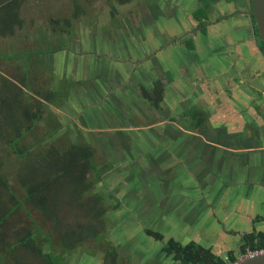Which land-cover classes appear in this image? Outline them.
Instances as JSON below:
<instances>
[{
	"label": "rangeland",
	"instance_id": "rangeland-1",
	"mask_svg": "<svg viewBox=\"0 0 264 264\" xmlns=\"http://www.w3.org/2000/svg\"><path fill=\"white\" fill-rule=\"evenodd\" d=\"M236 1L234 8H230L226 0L216 1L211 11L209 9V17L216 21L228 11L241 12L244 8L240 10L241 4L239 0ZM23 2V27L10 36L0 34V71L16 81L26 77V90L38 97L54 87L59 89V93L57 97H52L53 102H46L43 107L44 119L38 122L34 131L28 133L19 145L23 147L40 141L43 147L55 143L64 148L74 140L88 141L94 147V159L100 166L99 170L105 171L102 181L96 182L93 191L103 192L107 197L106 231L99 240L90 238L78 250L67 253L64 256L67 264H110L112 255L108 256L107 252L114 250L118 253L115 264H173V258L162 250L163 241L142 231V225L151 226L149 221L135 216L124 207L132 199L168 200L183 196L184 209L187 210L185 220L181 224L163 223L164 229L166 224L172 227L174 224L179 227L183 224L186 226H182L183 240H195L212 246L223 255L229 249L239 250L241 233L253 228L264 230V219L260 222L251 220L264 213V147L248 152L247 157L235 158L240 161L245 158L249 163L245 172L235 169L215 173L217 166L222 167L224 163L232 161V152L222 149L223 154L217 164L215 157H212L211 163L207 157H202L203 165L207 163L210 167H215L214 172L192 173L187 161L176 159L173 168L158 172L161 167L157 165V168L151 170H157L156 174H146L144 169L138 172L139 168L126 167L132 160L141 166H151L152 157L148 153H139L133 159L128 154L129 151H125L117 159L107 152L104 135H109L110 132L102 129L106 128L107 123H102L100 118L101 111L105 110L119 116L120 120L116 119L115 124H111L117 126L111 133H122L119 128L129 129L126 126L132 127L129 130L133 134L164 132V119L168 116L163 110H166V105L176 106V111L179 110L180 103L172 102L178 99L181 101L183 92H197L202 82L226 71L232 59L234 66H237L235 62L239 60V54L236 44L240 41L245 43L241 36H246L250 30L248 24L244 27V20L237 18L240 15L232 14L228 18L224 15L215 22L216 27L213 26L214 23H210L207 32L199 33L207 42L201 40L197 48L190 49L185 39L194 36L192 33L199 29L189 33L185 31L199 26L192 14L197 6L196 0ZM77 11L80 13L75 16ZM65 18L70 19V22L67 23ZM242 42L241 51L245 48ZM229 43L232 49L226 51ZM29 60L30 66L26 65ZM183 69L186 74L181 76ZM228 75L229 73H224L219 81H212L217 85L221 84L215 86V90L225 86L224 81ZM179 77L180 80L175 79ZM156 79H161L168 88L172 83L179 87L181 82L185 83L182 92L174 91L172 99L167 89L164 107L162 104L159 107L161 110H156L149 100H145L139 88L142 84L154 86ZM124 91L130 97L122 94ZM138 94L142 101H139ZM122 97H126L125 103ZM181 105L185 106L183 101ZM260 106L261 104L257 105ZM188 109L191 114L203 111V120L192 117L189 120L192 130H200V123L206 122L208 108L202 104H193ZM251 124V130L248 127L244 129L246 134L253 132L250 143L255 139L264 146V136L260 139V129L254 122ZM232 137L229 142L231 146L235 140L242 139L239 135ZM108 142L120 145L116 140ZM117 149L124 151L122 146ZM159 154L160 152L156 156ZM0 159L3 161L2 171L8 176L14 190L23 198L24 189L16 177L19 158L2 142ZM165 159V156H160L155 163L166 162ZM118 160L121 162L120 168L113 167ZM108 167L114 169L107 171ZM24 203L25 207L20 210L15 221L17 227L30 226L34 222L42 223L40 213L26 201ZM70 204L76 209L77 203L74 200ZM119 209L122 210L119 212ZM43 227L48 228L47 225ZM142 234L150 241V249L154 253L129 254L128 246L123 245L140 246L139 243L144 242ZM244 256L245 254L239 255L238 260Z\"/></svg>",
	"mask_w": 264,
	"mask_h": 264
},
{
	"label": "trees",
	"instance_id": "trees-1",
	"mask_svg": "<svg viewBox=\"0 0 264 264\" xmlns=\"http://www.w3.org/2000/svg\"><path fill=\"white\" fill-rule=\"evenodd\" d=\"M210 1L202 0L203 5L194 11L203 31L207 29L205 19ZM22 6L23 0H0L2 36L13 35L23 27ZM79 13L75 12V16ZM65 20L70 22L68 18ZM253 23L256 29L254 16ZM256 33L259 36L257 29ZM258 41L264 52L259 37ZM187 43L189 48L195 47L191 39ZM30 64V60L26 62V65ZM26 87V77L16 81L0 71V142L19 158L16 177L25 193L21 198L14 190L2 171L3 161L0 159V264H67L64 260L67 253L78 250L90 238L99 240L106 231L107 197L103 192L93 191L105 171L99 170L94 147L89 142L74 140L64 148L55 143L43 147L40 141L23 147L19 145L44 119L46 102H51L59 93L54 87L38 97ZM141 87L143 97L159 108L163 100V81L156 79L152 88L143 84ZM73 200L77 203L76 209L70 204ZM24 201L40 213L42 223L17 227L15 221L25 207ZM263 219L264 216L258 215L254 221ZM145 232L163 241L162 250L173 258L174 264H231L249 250L264 249V230L258 228L241 233L239 250L229 249L225 255L195 240L183 243L174 237L166 239L162 232L150 227H146ZM117 254L116 250L107 252L112 264L116 262Z\"/></svg>",
	"mask_w": 264,
	"mask_h": 264
},
{
	"label": "crops",
	"instance_id": "crops-1",
	"mask_svg": "<svg viewBox=\"0 0 264 264\" xmlns=\"http://www.w3.org/2000/svg\"><path fill=\"white\" fill-rule=\"evenodd\" d=\"M220 1L225 0H219V2ZM234 1L236 0L226 2L229 4L230 8H234ZM242 1L243 4L240 5V9L245 8L248 4V1ZM232 14H236V16L240 15L237 16V18L244 20V27L247 26L246 24L250 27V30L247 33L248 36L247 34L246 36H241V38L245 40V43L240 41L236 44V50L239 54V60L235 62L237 66H234L232 59L226 71H223L214 77H210L211 79H208L204 83L202 82V84L199 85L197 92H183L181 101L177 100L172 102V104L180 103L179 110L176 111V106L171 107L166 105L165 108H168V114L166 113V115L168 116L164 119V132L133 134V132H131L132 130H129L132 127L126 126L129 129L119 128L122 130V133H111L112 130L117 128V126L111 124H115L114 120H120V118L115 113L110 114L106 110L101 111V122L107 123L105 124L106 128L104 127L102 129L110 132L109 135H104V141H107L106 150L108 153L117 159H119L125 151H129L128 154L133 159L142 152L148 153L150 157H152L151 166H141L135 160H132L126 168H139L138 172H141V169H144L143 171L146 174H156L157 170H154L153 172H151V170L155 167L157 168V165L161 167V170L158 172H163L171 167L173 168L172 165L175 163V160L180 159L187 161L190 164L189 166L192 168V173L207 174L210 171L215 170V167H210L207 163L206 165H203L202 157H207V159L208 157H215V164H217L223 154L222 149H224L232 152V161L230 160V162L224 163L222 167L217 166L218 171L216 169L215 173H220L221 170L232 171L235 169L245 172L244 169L247 168L249 163L245 158H241L243 159L242 161L236 160L235 158L240 156L247 157L248 152L258 151L260 148L264 147L263 144H261V141H256L255 139L254 141H251V143L255 144H251L249 139L252 138L253 132L251 131L246 134L244 131L245 127H248V130H251L252 127H249V124L254 122L255 126L260 129V139L264 136V52L255 36L254 28L250 23L249 16L243 13V11L233 12ZM213 26L216 27V24L214 23ZM241 42L245 45V48L242 51L240 47ZM231 49V43L227 44L225 50L229 51ZM232 55L233 54H231V57ZM181 71V76L186 74V70L183 69ZM224 73H229L224 81L225 86H221L222 88L215 90L214 87L221 84L219 83L217 85L212 83V81H217ZM175 79L180 80V77ZM184 86V82H181V87L174 83H172L170 88L165 85L164 101L161 103L162 106L164 107L167 89L169 92L171 91L170 99H172L174 91L177 90L178 92H182L181 89H183ZM182 101L185 106L181 105ZM193 104H202L203 107L208 108L207 116L205 117L206 122L204 121L203 123H200V130H192L189 127V120L191 117H194V114H191L188 111V107ZM259 104H261V106L257 107ZM159 109L160 108H156V110ZM82 117H84V114H82ZM201 118L203 119L204 116L201 115ZM244 133L246 136H244ZM237 135L240 136L239 138H242L241 141L235 140L234 144L231 146L229 142L231 141V138H233L232 136ZM108 140H116L120 145H113V143L108 142ZM120 146L123 147L124 151L120 152V150L117 149ZM159 152V156H156ZM205 152L208 154H204ZM160 156H165L166 162L155 163V160ZM120 163V160H118L114 167L118 168ZM112 169L114 168L112 167ZM112 169L109 168L107 171ZM182 199H184L183 196L181 198H170L168 200H165L164 198H155L149 201L132 199L128 203H125L124 207L131 211L135 216L142 217L149 221L151 226H141V229L145 234V228L150 227L162 232L166 239L174 237L181 242L186 243L189 241L182 239L184 232L182 228H186L185 225L182 224L179 227L174 224V227H172L166 224L165 229L163 226V223L166 222H177V224H181L182 221L185 220L187 210L184 209V201ZM121 210L122 209H119L118 211L120 212ZM251 220L253 221V219ZM141 238L144 239V242L143 244L139 243L140 246L123 245L126 247L128 246L127 252L129 254L137 252L142 254L154 253L153 250L150 249L151 243L147 237L142 234ZM162 258L163 255H161V259ZM156 264L158 263L156 262Z\"/></svg>",
	"mask_w": 264,
	"mask_h": 264
},
{
	"label": "flooded vegetation",
	"instance_id": "flooded-vegetation-1",
	"mask_svg": "<svg viewBox=\"0 0 264 264\" xmlns=\"http://www.w3.org/2000/svg\"><path fill=\"white\" fill-rule=\"evenodd\" d=\"M199 1H201V4L199 3ZM216 1H219V0H211L210 1V3H209V7H208V16H207V18L205 19L206 20V27H207V29H206V31L205 32H207L208 31V28H209V25H210V23L211 24H213V23H215L216 21H219V20H221L223 17L222 16H224L225 15V17L226 18H228L229 16H232V13L233 12H239V11H228L227 13H223V15H221V16H219L217 19H216V21L215 20H212L210 17H209V9H210V11H211V9H212V6H214V4H215V2ZM227 2L228 1H230V0H226ZM195 3H197V6H196V8H195V10L196 9H198L200 6H202L203 4H202V0H196V2ZM239 4H243V1L242 0H239ZM194 10V11H195ZM241 10V9H240ZM194 11L192 12V14L194 15ZM243 11V13H245V14H247L248 16H249V19H250V23L252 24V26H253V28H254V32H255V36H256V38L258 39V37L260 38V36H258V34L256 33V29H257V25H256V29H255V27H254V23H253V13H252V1L251 0H249L248 1V6H246L245 8H244V10H241V12ZM154 12V11H153ZM155 14V13H154ZM156 15V14H155ZM166 17V16H165ZM165 17H163V18H165ZM194 17H195V19L199 22V26H197L194 30H187V31H185L186 33H189V32H194V31H197V29H199L198 30V32H194V33H192V35H194V36H192L191 38H189V39H191L193 42H194V44H195V47L194 48H190V49H195V48H197V45H198V43H200V41L201 40H203L202 39V37H200L201 35H199V33H201L202 31H203V26L200 24L201 22H200V20L194 15ZM255 18V17H254ZM257 31H258V29H257ZM259 33V32H258ZM196 34H198L197 36H196ZM203 34V33H202ZM176 37V36H175ZM180 39H182V38H180ZM189 39H182V40H184L185 41V43H186V45L188 44L187 42H188V40ZM163 84H164V82H163ZM146 86V85H145ZM148 87V86H147ZM152 87H154V86H150L149 88H152ZM139 88H141V93L140 94H142L143 95V93H142V87H141V85H139ZM164 92H165V84H164V91H163V100L161 101V103L164 101ZM171 92V91H170ZM170 92H169V95H170ZM122 94H125V95H127V97H130V94H128V92L127 91H124ZM138 97H139V94H138ZM125 98L126 97H122V100H123V103H125ZM120 99H121V97H120ZM139 101H142V97H139ZM145 100H149V99H146V98H144ZM179 100V99H178ZM121 102V101H120ZM128 103H129V105L131 104V102H129V101H127ZM135 103H138V101H136ZM149 103L151 104V102L149 101ZM160 103V104H161ZM155 107V106H154ZM157 108V107H156ZM168 109V108H167ZM165 110L164 109V112H165V114L167 113L168 114V110ZM159 110H161V109H159ZM139 111V110H138ZM202 112L203 111H197L196 113H194V117L193 118H198V119H200V120H203L202 118H201V115H202ZM139 113V112H138ZM125 124V123H124ZM190 125H191V123H190ZM190 125H189V127H190ZM188 127V128H189ZM206 151V150H205ZM204 154H208V153H204ZM208 162H212V157H208ZM114 167V166H113ZM112 169V168H111ZM260 215V214H259ZM262 216H264V213L263 214H261ZM262 221V220H261ZM253 222H255L254 221V219H253ZM257 222H260V221H257Z\"/></svg>",
	"mask_w": 264,
	"mask_h": 264
},
{
	"label": "water",
	"instance_id": "water-1",
	"mask_svg": "<svg viewBox=\"0 0 264 264\" xmlns=\"http://www.w3.org/2000/svg\"><path fill=\"white\" fill-rule=\"evenodd\" d=\"M252 13L256 20L257 29L260 39L264 44V0H251ZM233 264H264V252L248 255L242 259L237 260Z\"/></svg>",
	"mask_w": 264,
	"mask_h": 264
},
{
	"label": "built area",
	"instance_id": "built-area-1",
	"mask_svg": "<svg viewBox=\"0 0 264 264\" xmlns=\"http://www.w3.org/2000/svg\"><path fill=\"white\" fill-rule=\"evenodd\" d=\"M263 252H264V249L256 250V251H251V250H249L247 253H245V256H244V257H246V256H248V255H253V254L263 253ZM244 257H243V258H244Z\"/></svg>",
	"mask_w": 264,
	"mask_h": 264
}]
</instances>
